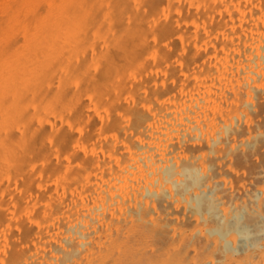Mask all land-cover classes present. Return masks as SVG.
<instances>
[{"label": "bare ground", "instance_id": "obj_1", "mask_svg": "<svg viewBox=\"0 0 264 264\" xmlns=\"http://www.w3.org/2000/svg\"><path fill=\"white\" fill-rule=\"evenodd\" d=\"M164 1L0 0V264H264V0Z\"/></svg>", "mask_w": 264, "mask_h": 264}, {"label": "rangeland", "instance_id": "obj_2", "mask_svg": "<svg viewBox=\"0 0 264 264\" xmlns=\"http://www.w3.org/2000/svg\"><path fill=\"white\" fill-rule=\"evenodd\" d=\"M29 1V0H28ZM162 4H161V9L159 10L160 11V15H161V21L160 20H156V21H154V25H155V28L156 29H158V31H162V30H164V31H162V33L164 34V35H168V33H169V31L167 30V29H169V27H170V24L172 23V22H174V21H177V20H179V18H180V15H179V12H177V13H175L174 14V16H171L170 18H169V16L170 15H168V12H167V4H166V2L164 1L163 2V0H162V2H161ZM133 5H135L134 3H133ZM192 11H193V9H192ZM7 13H8V16L9 17H6V12H5V14H3L4 16L2 17L1 16V19H3V20H7L8 18H10V17H12L11 15H14L13 14V12H10V10H8L7 11ZM9 13L11 14V15H9ZM167 13V14H166ZM156 14H157V16H158V11L156 12V11H152V15H154V16H152V20H154V18L156 19ZM5 18V19H4ZM178 18V19H177ZM174 19V20H173ZM128 24H129V22H128ZM161 24V25H160ZM163 24L165 25V26H163ZM1 25V24H0ZM161 26V27H160ZM187 26H188V23H187ZM189 28V27H188ZM154 29V28H153ZM15 30H17V31H15ZM155 30V29H154ZM0 31H1V29H0ZM13 31H15L14 33H15V38L13 39V40H10L9 38L6 40H4V43H1L2 45H0V63L2 64V66H0V86L1 87H6V86H8V84L11 82V75H14V74H16L17 75V71H16V69L18 70L19 68H24L25 67V65H26V63H27V61H28V57H26L25 56V51H26V45H24V44H26L25 43V41H26V35H25V33L23 32V31H21V29H19L17 26L14 28V30ZM2 32V31H1ZM17 32V33H16ZM156 32H157V30H156ZM17 34H19V35H17ZM16 39V40H15ZM156 39H157V37H156ZM153 40L155 41V38H153ZM6 41V42H5ZM157 41V40H156ZM10 43V45H9V43ZM14 42V43H13ZM12 43V44H11ZM136 43V42H135ZM5 44L7 45V46H5ZM9 45V46H8ZM104 45H106V44H104ZM103 45V48L105 47ZM2 46V47H1ZM135 46H136V50H137V52L139 53V51H143V49H140L141 47H139L138 46V43L137 44H135ZM4 47H5V49H4ZM6 47H8V48H6ZM25 47V48H24ZM3 48V49H2ZM9 48H13L12 50H9ZM139 48V49H138ZM105 49V48H104ZM6 50H9V51H6ZM16 50V51H15ZM113 49H110V52H112L114 55H115V52L117 51V50H113ZM11 51H12V53H11ZM15 53H14V52ZM95 51V50H94ZM91 52V58H94V54H95V52ZM6 52H7V54L8 53H10L9 55H7L6 54ZM17 52H18V54H17ZM118 52V53H117ZM116 53V57L114 58L115 60H117L118 59V61H116L117 63H120L119 61H121V58L119 59V57L120 56H118L120 53H119V51H117ZM22 53V54H21ZM2 54V55H1ZM12 54V55H11ZM16 56H15V55ZM24 54V55H23ZM6 55V56H5ZM24 56V57H22V56ZM121 55V54H120ZM10 56V57H9ZM3 57V58H2ZM7 57V58H6ZM15 57H16V59H15ZM118 57V58H117ZM5 58V60H3ZM14 58V59H13ZM21 58V59H20ZM117 58V59H116ZM155 57L153 56V55H150V56H148V58H147V60L149 61V63H151L150 61H154L155 59H154ZM1 59L3 60V61H1ZM18 59V60H17ZM25 59H27L26 61H25ZM11 60V61H10ZM15 60V61H14ZM21 60H24L25 61V64H22V63H19ZM15 63H14V62ZM17 61V62H16ZM24 61H22L23 63H24ZM123 61V60H122ZM121 61V62H122ZM5 62V63H4ZM12 62V63H11ZM11 64L10 66L12 67H10V66H8L9 64ZM14 63V64H13ZM0 64V65H1ZM7 64V65H6ZM13 64V65H12ZM105 64V63H104ZM121 64V63H120ZM14 65H17V66H15V67H13ZM18 65H19V67H18ZM21 65V66H20ZM101 65L102 66H99V68H98V66L96 65V67L94 66L93 68L94 69H96V70H94L95 72H99V70H100V68L102 67V69L103 70H100V73L101 74H103V72H104V70L106 69V67L105 68H103V61H102V63H101ZM7 66V67H6ZM2 67V68H1ZM17 67V68H16ZM13 68H14V70H13ZM5 69V70H4ZM10 69V70H9ZM3 71V74H5V75H3V74H1V72ZM7 71V72H6ZM12 71H14V73L12 72ZM59 72V71H58ZM94 72V73H95ZM97 72V74H99ZM100 74V75H101ZM7 76H9L10 77V79H9V77H7ZM102 76V75H101ZM3 77H4V80H2L3 79ZM98 77H99V75H98ZM6 78V79H5ZM8 78V79H7ZM78 78H80L81 80H82V82L84 83L83 84V86L85 85L86 86V84H85V80H83V78L85 79V76H80V77H78ZM77 78V79H78ZM100 78V77H99ZM101 79V78H100ZM4 83V85H2ZM74 83V84H73ZM72 83V85H70V89L72 88V90L74 91V90H76L77 89V87H78V84L76 83V82H73ZM88 86V88H90V86L89 85H87ZM86 86V87H87ZM74 87H76V88H74ZM74 88V89H73ZM32 108H30V109H32L31 111H30V113H28V114H26V116L28 117H24V119H26V120H24L23 119V116L25 115L24 113H22L21 115H23V116H19V115H16V117H14V119H15V121H14V119H13V127H14V129L16 130V131H19V132H17L16 133V136H17V134L18 133H22V135L24 134V129H25V127H24V125L26 124V121L28 120V121H34L35 122V124H34V122H32L34 125H36V126H40V119L38 118V116H37V114H34V115H31V114H33L35 111H34V107L33 106H31ZM74 113H75V111L73 110V108L72 109H70V117L67 119V120H64L63 118H60V117H58L59 115L58 114H56V112H50V113H48V115H47V118H49L48 119V122H47V127L50 129H48L47 128V130H49L50 132H51V130H53L54 129V126L52 125V123H51V121H49L50 119H55V121L58 123L57 124V126H58V128H55L54 129V131L57 133V134H61V131H62V128H65V130L70 134L69 135V140L67 141V138H66V141H67V145L66 144H63L62 146H64V147H66L67 148V146H69L70 148L71 147H78L79 146V149L81 150V151H86V148H85V146H80L79 145V139H80V137H82L83 135H85V134H83L82 132V130L81 129H79L78 127H76V126H73L72 127V123H71V121H70V119L73 117L74 119H76L77 120V117L76 116H74ZM31 117V118H30ZM22 118V119H21ZM30 118V119H29ZM37 119V120H36ZM38 119H39V121H38ZM23 120V121H22ZM36 120V121H35ZM58 120V121H57ZM72 120V119H71ZM64 121H66V123L64 122ZM25 123L24 125L22 124V123ZM39 123V124H38ZM38 124V125H37ZM18 125H20L21 127L19 128V126ZM23 125V126H22ZM53 127V128H52ZM23 129V130H22ZM76 129H78V130H76ZM21 130V131H20ZM5 131L6 132H8L9 130H7V129H5ZM23 131V132H22ZM21 133L17 136V137H19V136H21ZM78 134V135H77ZM38 137H39V139H38ZM37 138H36V143L38 144V146H39V144H40V142H41V137L40 136H38ZM84 137V136H83ZM73 139V140H72ZM71 140H72V142H71ZM39 141V142H38ZM61 144V143H60ZM72 144V145H71ZM74 144V145H73ZM53 159H55V160H53V161H56V159H58V157L56 156V155H54V157H53ZM58 161H59V159H58ZM58 161H56L55 163H57ZM6 178L7 179H5V176L3 177V183H4V186H3V188L4 187H7L8 186V184H9V178H8V176H6ZM7 180V181H6ZM6 182V183H5ZM8 183V184H7ZM7 184V185H6ZM17 190L18 191H20L21 189H20V187H18L17 188ZM4 199L6 200V199H8L7 198V196H6V194L4 195Z\"/></svg>", "mask_w": 264, "mask_h": 264}]
</instances>
